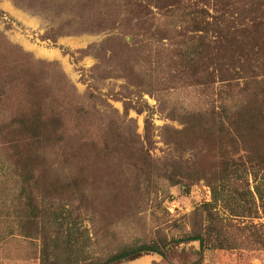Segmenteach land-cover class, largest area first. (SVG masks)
<instances>
[{
    "label": "rangeland",
    "instance_id": "1",
    "mask_svg": "<svg viewBox=\"0 0 264 264\" xmlns=\"http://www.w3.org/2000/svg\"><path fill=\"white\" fill-rule=\"evenodd\" d=\"M176 4L189 0H0V264H99L149 241L166 242L162 255L115 263L264 264L260 173L234 176L252 216L225 200L231 181L213 197L208 187L223 156H250V135L176 132L183 114L256 94L184 65L173 28L192 6ZM22 117L42 131L31 136ZM204 201L236 247L195 252L190 213Z\"/></svg>",
    "mask_w": 264,
    "mask_h": 264
},
{
    "label": "trees",
    "instance_id": "2",
    "mask_svg": "<svg viewBox=\"0 0 264 264\" xmlns=\"http://www.w3.org/2000/svg\"><path fill=\"white\" fill-rule=\"evenodd\" d=\"M170 6L172 4L164 7L171 10ZM176 6L177 9L192 6L183 13L186 28L174 27L177 38L173 42L171 40L183 47L176 55L184 61V65L189 67L199 63L205 77L217 79L228 86L240 84L239 81H242L243 88L248 85L256 94L250 102L236 109L220 107L183 114V126L176 131L177 134L185 132L186 136L191 132H196L197 135L219 133L221 139L230 135L233 142L242 134L250 135L248 141H252L249 142L251 147H247L251 150L250 156L242 162L223 156L218 160L217 170L213 172L208 187L213 197L218 185L231 181L233 190L225 200L229 202L230 199L239 207H247L243 209H247L248 215L252 216L254 207L257 206L253 201V194L248 188L239 190L234 184V176L250 172L252 177L260 173L264 179V0H189L187 6ZM178 17H182L181 11ZM162 39L170 40V37L160 34L156 41L162 45ZM21 122L31 136L36 135L43 125L36 118L22 117ZM165 178L172 184L181 181L175 173L166 174ZM25 181L27 179L23 178L22 183ZM256 193L258 205L264 208V198L257 191ZM26 201V205L32 208L30 202ZM24 215L27 219L34 216ZM186 238L196 242L195 252L198 255L205 248H234L238 245L236 240L226 236L222 221L218 219L208 201L201 202L191 211L190 231ZM262 241L264 243L261 239L260 242ZM165 245L166 242L158 244L149 241L126 247L110 254L99 264H116L118 260L142 251L162 255Z\"/></svg>",
    "mask_w": 264,
    "mask_h": 264
}]
</instances>
